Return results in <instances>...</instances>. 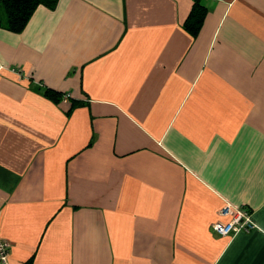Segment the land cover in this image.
I'll return each instance as SVG.
<instances>
[{"label": "crops", "instance_id": "1", "mask_svg": "<svg viewBox=\"0 0 264 264\" xmlns=\"http://www.w3.org/2000/svg\"><path fill=\"white\" fill-rule=\"evenodd\" d=\"M225 203L257 227L214 232ZM0 237L7 264H264V0H51L0 25Z\"/></svg>", "mask_w": 264, "mask_h": 264}, {"label": "trees", "instance_id": "2", "mask_svg": "<svg viewBox=\"0 0 264 264\" xmlns=\"http://www.w3.org/2000/svg\"><path fill=\"white\" fill-rule=\"evenodd\" d=\"M51 0H0V7L3 9V15H0V25L6 26L8 29L18 32L21 31L32 15L36 6L40 3L49 4ZM205 8L198 4L197 1L192 5L190 16L186 20L187 30L195 34L203 20ZM51 97H62L54 93H50Z\"/></svg>", "mask_w": 264, "mask_h": 264}, {"label": "built area", "instance_id": "3", "mask_svg": "<svg viewBox=\"0 0 264 264\" xmlns=\"http://www.w3.org/2000/svg\"><path fill=\"white\" fill-rule=\"evenodd\" d=\"M63 100L70 98L69 94H62ZM220 219L212 225V230L221 236H227L238 231L248 232L255 229L256 223L252 219L251 212L245 207H234L225 203L218 211ZM11 243L0 237V264H7Z\"/></svg>", "mask_w": 264, "mask_h": 264}, {"label": "rangeland", "instance_id": "4", "mask_svg": "<svg viewBox=\"0 0 264 264\" xmlns=\"http://www.w3.org/2000/svg\"><path fill=\"white\" fill-rule=\"evenodd\" d=\"M42 1V0H41ZM0 15H3V9L0 7Z\"/></svg>", "mask_w": 264, "mask_h": 264}]
</instances>
